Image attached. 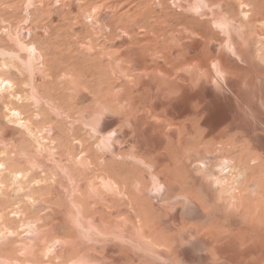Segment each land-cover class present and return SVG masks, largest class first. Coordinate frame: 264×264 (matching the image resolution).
<instances>
[{
	"label": "rangeland",
	"instance_id": "rangeland-1",
	"mask_svg": "<svg viewBox=\"0 0 264 264\" xmlns=\"http://www.w3.org/2000/svg\"><path fill=\"white\" fill-rule=\"evenodd\" d=\"M0 264H264V0H0Z\"/></svg>",
	"mask_w": 264,
	"mask_h": 264
}]
</instances>
